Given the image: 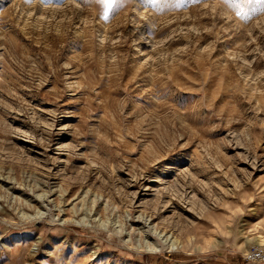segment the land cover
I'll return each instance as SVG.
<instances>
[{"label":"rangeland","instance_id":"374dc122","mask_svg":"<svg viewBox=\"0 0 264 264\" xmlns=\"http://www.w3.org/2000/svg\"><path fill=\"white\" fill-rule=\"evenodd\" d=\"M264 0H0V264H264Z\"/></svg>","mask_w":264,"mask_h":264},{"label":"built area","instance_id":"2783aa9c","mask_svg":"<svg viewBox=\"0 0 264 264\" xmlns=\"http://www.w3.org/2000/svg\"><path fill=\"white\" fill-rule=\"evenodd\" d=\"M246 259L249 261L264 263V250L254 248L249 251Z\"/></svg>","mask_w":264,"mask_h":264}]
</instances>
